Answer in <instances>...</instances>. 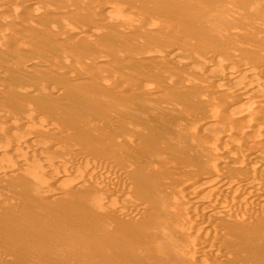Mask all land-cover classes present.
Here are the masks:
<instances>
[{
    "label": "rangeland",
    "instance_id": "374dc122",
    "mask_svg": "<svg viewBox=\"0 0 264 264\" xmlns=\"http://www.w3.org/2000/svg\"><path fill=\"white\" fill-rule=\"evenodd\" d=\"M13 2L0 16V144L14 132V147L29 155L0 176V204L5 213L29 215L31 225L63 204L64 213L97 236L87 238L94 248L82 241L90 244L83 243L86 254L69 243L63 253L37 246L30 229L31 264H188L183 228L171 222L167 230L182 247L180 255L170 245L172 250L155 252L152 226L137 229L147 204L160 212L178 209L182 174L262 181L264 140L262 156L253 161L256 171L235 169L230 162L248 154L250 144L231 146L229 137L238 134L222 127L224 118L234 117L246 130V114L260 112L252 105L230 110V99L209 86L214 71L205 64L236 58L233 67L245 70L244 79H222L219 87L249 85L264 75V0ZM247 86L248 95H258L257 86ZM86 163L101 176L85 177ZM151 184L158 189L152 198L146 193ZM118 207L124 211L113 213ZM96 219L108 223L104 234ZM220 248L206 259L221 264ZM13 253L0 251V260L14 261Z\"/></svg>",
    "mask_w": 264,
    "mask_h": 264
},
{
    "label": "bare ground",
    "instance_id": "6f19581e",
    "mask_svg": "<svg viewBox=\"0 0 264 264\" xmlns=\"http://www.w3.org/2000/svg\"><path fill=\"white\" fill-rule=\"evenodd\" d=\"M13 1L2 0L0 2V16L4 15L14 8L15 2ZM136 18L137 17H135V19ZM5 19L6 18H4V20ZM142 19L143 17H140V20ZM159 26L165 27L166 24L162 22L159 24ZM196 58L198 59V57ZM230 59H222L223 61H207L206 64L204 63L206 67L212 68L214 71V73L212 72L213 76L211 77L214 82H212L211 85H208L212 87L211 89L216 88L217 90L218 88H220L218 91H220L223 95L230 99V102H228L230 110H240V107L242 105H252L258 112H260L258 116H255L254 114H246L247 128L246 130L242 129L243 131L239 130L238 128V120L235 118V122L233 121L234 117H231L232 119L224 118L222 121V127H225L224 129L226 133L234 130L238 134V138L236 140L231 136L229 137L228 141L231 146L236 147L241 141L250 144V147H247L249 149L248 154L244 156L237 154L235 156L236 158H234V161L230 162L232 164L229 165H233L235 169L240 168L244 169L245 171H251L250 173H252V171H256L253 170L255 169L253 167V161L258 154L262 156L260 150L262 151L263 149V147L261 149V146H263L261 142L264 140V133L259 131L261 125L264 122V89H262V87H264V75H261L260 78L257 79L247 73L248 75L253 77L252 79H250L249 85L253 87L257 86L260 89L258 95H248L247 90L245 91V86H247L248 84H245L244 86V83H239L238 85L231 84V86H228L227 84L219 87L217 84V81L219 80L223 79V81H226L227 79H233L234 81H240L241 78L245 76V70H240V65L238 67H233V63H238L235 61L236 58L235 60L233 59L234 61L232 60L233 62ZM257 59H259V57ZM247 69L249 68L247 67ZM251 71L255 72V74L257 73L256 71H254V69H252ZM257 75H259V73ZM206 81L208 83V80ZM257 87L255 89H257ZM244 126L246 127V125ZM221 129L223 130V128ZM13 134L15 133L12 132V135L9 136V138L7 137V139H5L2 144H0V176L7 174L13 169V165L17 161L15 160L16 158L21 159L23 155H29L27 148L23 149L22 151L16 150V147L14 146L17 144V141L13 139ZM251 135L254 136L253 138L255 142L249 139V137H252ZM229 153L230 152H228V154ZM232 155L229 154L228 156ZM80 163L79 165L81 166ZM87 166H90V168L87 167L88 171H84L83 174L85 175V177L86 175H93V173H97L99 176H101V173L98 171L96 172V168L91 164ZM233 166H230V169H233ZM262 166V181H260L258 177L245 181L237 178L225 179V176V178L217 177L213 179L211 177H208V173H206V171H197L193 173L182 174L180 176L182 179L180 180L179 187L176 189L175 193V197L179 202L178 209L176 211H171L168 209L166 212H160L159 209H154V206L156 204H147L145 206L146 212L144 218L140 222V226L137 230L141 229V232L143 233L147 230L146 228H149L146 226H152L153 232H155V236H152L151 240V243L154 246L153 250L161 254V252H163L164 250H172L173 248L178 251L179 254V249L183 251L182 247L178 246V244L176 243L178 241L174 243V241L172 240L173 238L171 239L170 235L167 233V230L169 226L172 225V223L177 224L176 227L183 228V230L186 231V234L184 235L186 236L184 244V249H186V252L184 253V257L191 259L188 264H216L215 262H213L214 260H207L206 257L207 254L214 255L218 249V246L221 247L220 249L223 251V256L220 255L222 257L221 264H264V161ZM47 179L51 182H54L55 178L52 180V176L49 175ZM14 187L16 188V186ZM149 188H146V193L148 197L152 198V196H155L156 193H158V189L155 188L152 184ZM45 191L49 192L50 189L46 188ZM143 194H145V192H143ZM92 195L99 197L100 199H102V201L104 199V202L107 201V198L103 194L96 192ZM58 206L59 205L57 203L54 207L58 212L55 213L53 211H49L42 221L36 222L34 225H31L29 215L20 218L14 213V211H11V213L9 214L5 213L3 210L4 207L0 204V251L3 253V255L14 252L12 255H15L14 258L15 260H17L11 261L9 259L11 261L9 262L7 261L8 259H2L0 260V264H31L33 262L34 256L33 258H31L32 256L30 255V248L32 247L31 242L34 241L32 240L31 230L38 235V240L34 241L37 246L39 245L40 247H45L49 250L52 248H58L60 249L59 251L65 252V244L69 243L77 246L79 245L76 248H80L79 250H81V253L84 251L86 254V247L83 249V243L85 244L86 241H90L87 240L88 237L96 238V233L92 236L90 232L87 231V226L85 224H82L80 220L76 221L78 218H74L64 213L61 209L66 207V205L62 204L59 207ZM137 206L138 204H136V206L134 207L137 208ZM195 208L197 209V211L195 210ZM105 209L108 211V208ZM109 209H111V207ZM121 210L124 211L119 207L117 209L114 208L113 213H119V211ZM59 211H61L62 213H60ZM210 220H215V224L208 225L207 223ZM96 223L100 225L102 231L101 233L104 234V230L102 228L108 225V223L103 220L99 222L97 221ZM58 225L67 229H60ZM218 226L221 227L222 232L217 231V229L219 228ZM122 238L121 242L123 240L129 241L124 237ZM92 239L95 240L94 238ZM82 241L85 242L82 243ZM92 242L90 241V244ZM28 243H30V245ZM88 244L89 243L85 245L87 246ZM90 244L88 246H90ZM92 245L95 246L94 244H91L89 249L94 248L92 247ZM20 246L22 254L17 252L18 247ZM4 256L2 257L4 258ZM195 260H197L198 262H195Z\"/></svg>",
    "mask_w": 264,
    "mask_h": 264
}]
</instances>
